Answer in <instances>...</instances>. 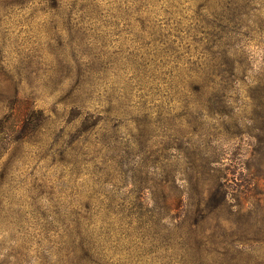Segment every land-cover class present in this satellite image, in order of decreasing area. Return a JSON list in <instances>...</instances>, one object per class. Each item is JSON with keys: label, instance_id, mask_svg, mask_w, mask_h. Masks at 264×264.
Segmentation results:
<instances>
[{"label": "rangeland", "instance_id": "obj_1", "mask_svg": "<svg viewBox=\"0 0 264 264\" xmlns=\"http://www.w3.org/2000/svg\"><path fill=\"white\" fill-rule=\"evenodd\" d=\"M258 239L264 0H0V264H264Z\"/></svg>", "mask_w": 264, "mask_h": 264}, {"label": "trees", "instance_id": "obj_2", "mask_svg": "<svg viewBox=\"0 0 264 264\" xmlns=\"http://www.w3.org/2000/svg\"><path fill=\"white\" fill-rule=\"evenodd\" d=\"M227 232L230 233V231H226V230H225V234H229V233H227ZM229 235H230V234H229ZM258 240H260V239H258ZM261 242H264V240L261 239L259 242L256 241V244H255V245H256L257 247H261V248L264 249V245H262Z\"/></svg>", "mask_w": 264, "mask_h": 264}]
</instances>
